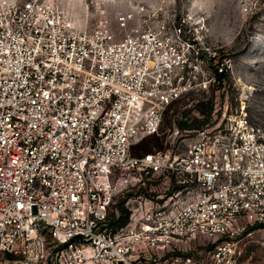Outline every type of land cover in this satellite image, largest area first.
Segmentation results:
<instances>
[{"label": "built area", "instance_id": "built-area-1", "mask_svg": "<svg viewBox=\"0 0 264 264\" xmlns=\"http://www.w3.org/2000/svg\"><path fill=\"white\" fill-rule=\"evenodd\" d=\"M189 20L122 13L118 35L75 29L50 0H0V264H239L264 245V133L243 111L181 155L132 153L223 72L206 77ZM161 174L164 202L113 229L118 186Z\"/></svg>", "mask_w": 264, "mask_h": 264}, {"label": "rangeland", "instance_id": "rangeland-1", "mask_svg": "<svg viewBox=\"0 0 264 264\" xmlns=\"http://www.w3.org/2000/svg\"><path fill=\"white\" fill-rule=\"evenodd\" d=\"M20 1V0H19ZM59 5L65 19L78 30L90 31L106 25L118 35L117 18L122 13H156L159 18L179 23L183 29H202L206 77L214 73L215 61L223 72L209 83L208 90L190 91L164 110L156 134L133 146L132 153L147 151L183 154L198 140L203 128L218 125L223 117L243 111L250 124L264 133V0H50ZM170 175L161 174L118 186L107 219L115 229L122 206L137 216L139 205L152 201L161 205L175 188ZM128 222V223H129ZM119 228V227H116ZM207 242V240H204ZM210 246V245H209Z\"/></svg>", "mask_w": 264, "mask_h": 264}, {"label": "crops", "instance_id": "crops-1", "mask_svg": "<svg viewBox=\"0 0 264 264\" xmlns=\"http://www.w3.org/2000/svg\"><path fill=\"white\" fill-rule=\"evenodd\" d=\"M264 235V228L257 232V237ZM239 264H264V245L248 242L242 249Z\"/></svg>", "mask_w": 264, "mask_h": 264}, {"label": "trees", "instance_id": "trees-1", "mask_svg": "<svg viewBox=\"0 0 264 264\" xmlns=\"http://www.w3.org/2000/svg\"><path fill=\"white\" fill-rule=\"evenodd\" d=\"M119 211H120L121 215L116 222L117 224L115 225V228L125 225V223L128 221V217H129V212L126 209H124L122 206H120ZM112 226H113V224H112Z\"/></svg>", "mask_w": 264, "mask_h": 264}]
</instances>
